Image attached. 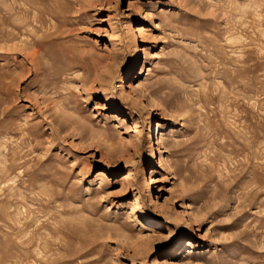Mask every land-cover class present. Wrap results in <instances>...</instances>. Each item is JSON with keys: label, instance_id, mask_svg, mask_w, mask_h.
<instances>
[{"label": "rangeland", "instance_id": "obj_1", "mask_svg": "<svg viewBox=\"0 0 264 264\" xmlns=\"http://www.w3.org/2000/svg\"><path fill=\"white\" fill-rule=\"evenodd\" d=\"M0 264H264V0H0Z\"/></svg>", "mask_w": 264, "mask_h": 264}, {"label": "bare ground", "instance_id": "obj_2", "mask_svg": "<svg viewBox=\"0 0 264 264\" xmlns=\"http://www.w3.org/2000/svg\"><path fill=\"white\" fill-rule=\"evenodd\" d=\"M139 28H140V26H138V25H135V27H134L135 30H138ZM141 28H142V26H141Z\"/></svg>", "mask_w": 264, "mask_h": 264}]
</instances>
